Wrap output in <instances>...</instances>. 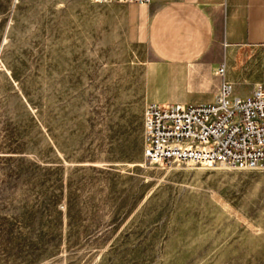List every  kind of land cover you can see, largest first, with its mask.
<instances>
[{
  "label": "rangeland",
  "instance_id": "374dc122",
  "mask_svg": "<svg viewBox=\"0 0 264 264\" xmlns=\"http://www.w3.org/2000/svg\"><path fill=\"white\" fill-rule=\"evenodd\" d=\"M90 4L0 0V264H264V168L149 164L140 56Z\"/></svg>",
  "mask_w": 264,
  "mask_h": 264
},
{
  "label": "crops",
  "instance_id": "0c3cea01",
  "mask_svg": "<svg viewBox=\"0 0 264 264\" xmlns=\"http://www.w3.org/2000/svg\"><path fill=\"white\" fill-rule=\"evenodd\" d=\"M77 12L119 27L125 45L138 51L144 106L210 104L222 80L252 91L260 82L256 46L264 38V0H149L90 4ZM222 64L223 78L214 76Z\"/></svg>",
  "mask_w": 264,
  "mask_h": 264
},
{
  "label": "built area",
  "instance_id": "2783aa9c",
  "mask_svg": "<svg viewBox=\"0 0 264 264\" xmlns=\"http://www.w3.org/2000/svg\"><path fill=\"white\" fill-rule=\"evenodd\" d=\"M91 3H147L149 0H89ZM260 82L248 98H233L222 80L214 100L202 105L144 108V158L149 164H180L225 170L264 168V38L256 46ZM224 76V64L213 70Z\"/></svg>",
  "mask_w": 264,
  "mask_h": 264
}]
</instances>
